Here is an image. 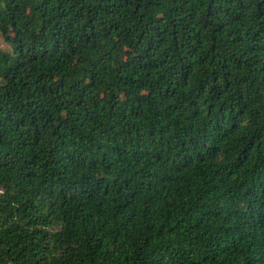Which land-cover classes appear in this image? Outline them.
Segmentation results:
<instances>
[{
  "label": "trees",
  "instance_id": "trees-1",
  "mask_svg": "<svg viewBox=\"0 0 264 264\" xmlns=\"http://www.w3.org/2000/svg\"><path fill=\"white\" fill-rule=\"evenodd\" d=\"M0 264H264V0H0Z\"/></svg>",
  "mask_w": 264,
  "mask_h": 264
},
{
  "label": "rangeland",
  "instance_id": "rangeland-1",
  "mask_svg": "<svg viewBox=\"0 0 264 264\" xmlns=\"http://www.w3.org/2000/svg\"><path fill=\"white\" fill-rule=\"evenodd\" d=\"M0 50L7 51L10 50L9 45L7 42L4 40L2 36H0Z\"/></svg>",
  "mask_w": 264,
  "mask_h": 264
}]
</instances>
